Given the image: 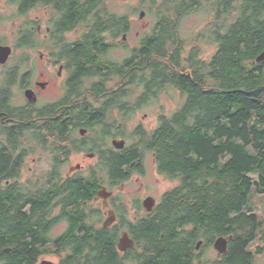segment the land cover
<instances>
[{"label":"trees","instance_id":"trees-1","mask_svg":"<svg viewBox=\"0 0 264 264\" xmlns=\"http://www.w3.org/2000/svg\"><path fill=\"white\" fill-rule=\"evenodd\" d=\"M9 1L15 9L12 18L25 17L45 3ZM62 1L64 23L72 28L74 20L88 22L99 34V54L108 49L101 42L102 32L120 36L130 30L129 16L112 10L107 0H60L61 10ZM139 1L156 20L140 45L131 48L126 84L114 94L135 95L130 103L134 112L156 103L171 87L181 92L184 99L172 114L160 115L153 129L139 127L129 136L131 144L152 151L158 172L177 184L162 194L152 212L132 222L126 209H119L122 226L136 241L124 253L117 248L116 227L95 228L88 222L91 213L82 208L79 228L69 227L62 235L69 248L60 264H254L263 248L250 246L259 236L264 243L262 222L248 204L253 185L264 193V61L255 62L264 51V0ZM201 8L211 18L194 39L204 37L216 47L209 59L201 57L198 44L187 50L180 32L183 18ZM34 26L31 20L23 21L15 47L30 46ZM88 57L93 67L82 71L98 78L93 83L97 94L126 72L121 65L120 72L106 70L94 55ZM129 148L130 160L119 156L121 162L114 166V185L130 177L121 175V164L137 157L135 146ZM85 185L79 183L76 194L82 204L90 197L82 192ZM43 193V187L35 191V209L42 206ZM31 227L20 208L19 214L4 216L0 250L11 249L2 253L8 259L5 264H35L42 250L39 234ZM220 236L228 237L226 253L203 263L201 256ZM200 240L203 254L197 249Z\"/></svg>","mask_w":264,"mask_h":264},{"label":"flooded vegetation","instance_id":"flooded-vegetation-1","mask_svg":"<svg viewBox=\"0 0 264 264\" xmlns=\"http://www.w3.org/2000/svg\"><path fill=\"white\" fill-rule=\"evenodd\" d=\"M63 2V10L58 7L60 0H45L43 5L29 10L45 9L42 22L39 18L32 20L36 30L31 32L27 47L39 52L44 71L38 79H33L32 71L18 72L17 69H22L20 65H9L12 54L6 63H0V227L4 216L19 214V208L22 215L29 216L31 228L39 234L38 248L42 250L37 252L35 264L46 260L60 264L67 258L69 247L62 235L69 227L79 228L78 212L82 208L91 213L88 222L95 228L105 227L104 221L113 209L116 220L107 227H116L119 241L121 232L128 229L122 226L118 211L127 206L116 188L135 175H146L151 160L155 161L152 151L129 141V136L143 127H130L132 96L114 94L126 84L129 67L125 64L129 56L114 61L109 53L123 47L126 39L123 35L102 32L101 42L108 49L99 54V34L91 30L88 22L74 20L77 24L72 28L64 23ZM88 53L94 55L97 63L101 61L106 70L113 68L120 72L117 67L121 66L126 70L121 78L117 77L120 84L116 88L112 79L111 88L97 94L93 80L98 78L83 73L93 67ZM57 89L61 90L59 95L51 94ZM27 90L32 91L31 97L26 95ZM120 139L125 140V145L117 147L114 140ZM132 145L138 151L137 157L130 164H121V175L130 177L114 185L118 181L114 166L121 162L119 156L130 160ZM79 183L86 184L82 192L90 196L83 204L76 195ZM42 187L44 199L39 203L42 206L35 209V191ZM103 188L113 192L106 205L105 199L98 196ZM146 196L156 199L152 194ZM159 201L156 199V205ZM143 202V199L135 202L136 213L152 212L145 209ZM141 217L127 216V220L132 222ZM213 247L216 249L214 243ZM10 251L7 247L0 250V264L8 261L2 253Z\"/></svg>","mask_w":264,"mask_h":264},{"label":"rangeland","instance_id":"rangeland-1","mask_svg":"<svg viewBox=\"0 0 264 264\" xmlns=\"http://www.w3.org/2000/svg\"><path fill=\"white\" fill-rule=\"evenodd\" d=\"M112 10L119 14L128 15L130 18V30L127 33L125 43L122 44L123 47L113 49L109 55L112 60L119 61L126 58L131 53V48H136L140 45L141 38L146 33L151 32L156 17L155 15H150L145 9L140 8L139 0H107ZM14 7L9 0H0V14L3 16V21L0 24V37L3 38V44H9L14 47L12 52V57L9 61V65H20L23 70L32 71L33 79H38L41 72L44 69L41 66V58L39 52L32 50L30 48H17L15 47L16 37L18 35V29L24 20H35L39 18L42 22L44 19L45 9L44 7H38L34 11H30L25 17H11L14 12ZM145 10L146 14L143 18H140V11ZM211 18V15L207 10L201 8L188 14L180 22L181 36L185 40L189 50L198 44L200 48V55L204 59H209L214 52L216 47L214 45L208 44L203 40L197 41L196 34L200 32L207 22ZM122 40V37L120 41ZM109 58V57H108ZM110 59V58H109ZM0 68V73H1ZM1 77V76H0ZM94 79L93 81H95ZM114 87L116 88L118 80L112 81ZM87 83V85H90ZM56 89V86L55 88ZM60 89L51 92V94L59 95ZM17 94H20V90H16ZM136 99V96H132L131 101ZM184 97L181 92L171 87L167 89L156 103L138 109L137 111H132L131 117L129 119L131 129H134L138 125H142L147 130L153 129L157 126L159 122V116L172 114L182 103ZM130 139V138H129ZM130 141V140H129ZM150 166L148 167V172L146 175L139 177L135 175L129 181L119 185L116 188L117 195L120 196L126 203V211L129 219H133L134 216H143L136 213L135 202L140 201V199H145L147 194H152L156 197L157 201L160 200L162 194L168 189L174 187L177 181L170 180L164 175L158 172L155 161L151 160ZM249 207L252 208V213L258 216L259 220L262 222V227H264V193H259L257 187L253 185L249 194ZM61 231V230H57ZM263 244V245H262ZM258 246H261L262 252L255 255L254 264H264V243L261 241L260 236L255 240L250 246L251 249L255 250ZM199 254H203L199 250ZM219 256L217 250L212 246L201 256L203 263L205 260L216 259Z\"/></svg>","mask_w":264,"mask_h":264},{"label":"water","instance_id":"water-1","mask_svg":"<svg viewBox=\"0 0 264 264\" xmlns=\"http://www.w3.org/2000/svg\"><path fill=\"white\" fill-rule=\"evenodd\" d=\"M145 14H146L145 10H141L140 15H139L140 18H143ZM126 36L127 34H124L123 38L126 39ZM12 52H13L12 45L0 43V63H6L9 57L11 56ZM261 61H264V51H262L255 60V62H261ZM26 95L28 97H31L32 91L27 90ZM114 144L117 147L124 146L125 140H114ZM112 194L113 192H110L105 188H103L102 190L98 192V196L100 198L105 199L104 201L105 205H106V201L108 197L111 196ZM143 203L147 211H152L154 207L156 206V199L153 196H148L144 199ZM115 220H116V213L113 209H111L109 210V214L106 220L104 221V226L107 227V226L112 225L115 222ZM201 244H202V240L198 242L197 249L200 248ZM214 244H215L216 249L219 251V253L224 254L226 253L227 248H228V238L225 236H220L215 240ZM134 246H135L134 238L130 236V233L128 230H123L121 232V236L118 241V249L120 251H126L127 249L132 248ZM41 264H56V263L46 260V261H43Z\"/></svg>","mask_w":264,"mask_h":264},{"label":"bare ground","instance_id":"bare-ground-1","mask_svg":"<svg viewBox=\"0 0 264 264\" xmlns=\"http://www.w3.org/2000/svg\"><path fill=\"white\" fill-rule=\"evenodd\" d=\"M121 140V139H120ZM125 145V144H124ZM144 204V203H143ZM132 237V236H131ZM136 242V241H135ZM118 246V245H117ZM125 252V251H124Z\"/></svg>","mask_w":264,"mask_h":264}]
</instances>
